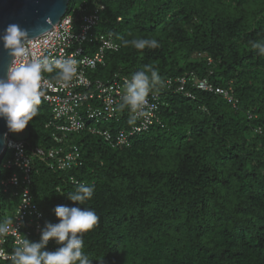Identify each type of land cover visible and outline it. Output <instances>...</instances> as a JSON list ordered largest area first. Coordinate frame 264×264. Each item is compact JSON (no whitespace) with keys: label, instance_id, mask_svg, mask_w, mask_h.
I'll list each match as a JSON object with an SVG mask.
<instances>
[{"label":"trees","instance_id":"16d2710c","mask_svg":"<svg viewBox=\"0 0 264 264\" xmlns=\"http://www.w3.org/2000/svg\"><path fill=\"white\" fill-rule=\"evenodd\" d=\"M76 5H104L94 33L112 34L119 46L87 73L91 80L130 78L148 66L164 82L187 81L183 92L175 82L163 87L160 123L117 147L86 129L56 142L51 108L40 103L25 127L27 154L70 146L80 153L66 170L32 157L28 188L41 229L58 222V205L88 207L99 216L84 234L92 264H264V55L250 46L264 41V0H69L67 11ZM140 38L159 47L141 52L122 42ZM96 48L86 45L88 53ZM192 79L228 90L237 103ZM130 116L116 111L97 126L129 131ZM10 157L9 150L0 157V226L17 205L15 188L1 185L15 171L2 168ZM78 183L94 187L84 205L67 198ZM26 239L38 242L40 232ZM57 247L49 240L48 251Z\"/></svg>","mask_w":264,"mask_h":264},{"label":"built area","instance_id":"2783aa9c","mask_svg":"<svg viewBox=\"0 0 264 264\" xmlns=\"http://www.w3.org/2000/svg\"><path fill=\"white\" fill-rule=\"evenodd\" d=\"M104 10V5L91 8L79 5L78 9L66 11L51 30L25 42L27 48L25 57H13L11 61L9 71L21 62L45 57L49 60L74 58L79 62L78 75L67 86H62L55 79L58 69L52 73H42L41 102L48 104L51 108L53 120L51 125L56 131L53 137L58 143L62 142L66 134L86 129L89 133L98 135L112 146L117 147L126 144L130 137L147 131L155 123H160L157 116L160 95L159 92H154L148 97L149 115L138 116L136 124L129 131L119 130L113 135L107 129L97 126L99 123L108 122L115 116V109L124 91L125 79L128 78L117 73L107 81L91 80L87 76L89 71H93L98 65L104 63L107 52H116L119 49L112 34L97 35L94 33L100 13ZM75 14L78 16L77 20ZM117 21H120V18ZM95 44H97L96 50L88 53L86 45ZM208 61L210 62V59ZM186 81L185 78H178L174 81L178 92H183ZM191 81L201 91L220 95L233 106L237 103L226 89L214 88L206 80L192 79ZM172 82L166 80L164 87L171 88L174 83ZM88 121L93 124L87 125ZM11 134L12 132L8 131L4 150V152L9 150L11 157L2 165V168L15 171L3 180L1 185L5 192L10 188H15L13 197L17 198V205L14 213L0 226L1 261L11 260L10 257L15 247L32 231L39 233L41 230L43 214L33 202L28 188L32 157L48 160L50 167L57 170L70 169L80 163V153L75 146H70L67 150H62L60 147L50 149L36 147L32 149L31 155H28L26 141L24 139L15 140Z\"/></svg>","mask_w":264,"mask_h":264},{"label":"clouds","instance_id":"9594fccd","mask_svg":"<svg viewBox=\"0 0 264 264\" xmlns=\"http://www.w3.org/2000/svg\"><path fill=\"white\" fill-rule=\"evenodd\" d=\"M28 39V31L15 23L7 25L0 34V42L11 57L23 58L27 55L25 42ZM122 42L124 46L131 44L141 52L145 48L159 47V42L150 38ZM250 46L258 54L264 55V41H250ZM78 63L74 58L49 60L45 57L21 62L7 72L6 78H0V118L6 121L8 130L19 133L36 117L43 95L42 73H52L58 69L55 79L62 86H67L78 75ZM164 86L165 82L156 68L145 66L136 70L130 78L125 79L124 91L115 110L122 112L127 109L132 114L128 123L134 125L138 116L149 115V94L159 92ZM93 194V186L78 183L75 191L69 193L67 198L76 205H84L91 200ZM53 211L58 222H46L40 231L38 242L24 238L11 254L12 264H92L93 260L89 259L83 249L84 234L99 222L95 210L58 205ZM49 240L58 245L55 251L47 250Z\"/></svg>","mask_w":264,"mask_h":264},{"label":"water","instance_id":"95a60500","mask_svg":"<svg viewBox=\"0 0 264 264\" xmlns=\"http://www.w3.org/2000/svg\"><path fill=\"white\" fill-rule=\"evenodd\" d=\"M69 0H0V34L15 23L29 33V39L51 30L67 11ZM13 57L0 42V78H6ZM6 121L0 118V157L8 134Z\"/></svg>","mask_w":264,"mask_h":264},{"label":"rangeland","instance_id":"374dc122","mask_svg":"<svg viewBox=\"0 0 264 264\" xmlns=\"http://www.w3.org/2000/svg\"><path fill=\"white\" fill-rule=\"evenodd\" d=\"M79 6V5H78ZM78 6L76 5L75 7L78 9ZM11 136L15 139V140H19V139H24L27 137V133L24 131H21L19 133H13L11 134ZM13 202L10 203L11 206H13Z\"/></svg>","mask_w":264,"mask_h":264}]
</instances>
